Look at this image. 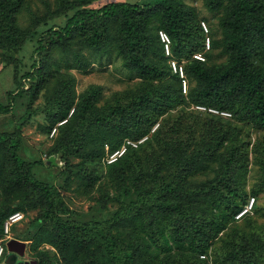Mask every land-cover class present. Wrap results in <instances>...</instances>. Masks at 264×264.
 <instances>
[{"label": "trees", "instance_id": "16d2710c", "mask_svg": "<svg viewBox=\"0 0 264 264\" xmlns=\"http://www.w3.org/2000/svg\"><path fill=\"white\" fill-rule=\"evenodd\" d=\"M40 1L0 0V49L14 64L39 37L25 76L45 104L41 132L56 129L47 161L61 164L63 191L100 193L99 218L77 215L59 187L35 178L42 161L21 156L24 114L0 130V264L10 255L4 223L16 212H36L24 241L37 264H264V205L255 203L264 196V0H205L215 28L183 0ZM105 61L119 62L132 85L111 99L98 86L77 94L69 71ZM19 79L16 68L22 87ZM12 111L0 101V115ZM249 197L252 211L237 220Z\"/></svg>", "mask_w": 264, "mask_h": 264}, {"label": "rangeland", "instance_id": "374dc122", "mask_svg": "<svg viewBox=\"0 0 264 264\" xmlns=\"http://www.w3.org/2000/svg\"><path fill=\"white\" fill-rule=\"evenodd\" d=\"M32 1H34L36 5L42 7L40 0ZM138 1L139 0H100L96 1L92 7H97L108 2L135 3ZM183 1L187 5L195 8L200 19L206 18L212 22L215 28L216 20H214L213 14L207 10L205 6V0ZM25 20L26 16L23 17L22 21ZM64 20L65 17L61 15L55 18L52 21V24L57 27L58 25L62 24ZM204 21L206 23L207 31L204 30L202 25L201 27L203 28L204 33H208L209 35L211 33L209 24L206 20ZM37 40L40 39L38 36H35L31 41L27 42L23 46L22 51L16 55L14 64H7L8 58L2 55V51L0 49V101L5 102L13 110L10 112V114L0 115V130H7L5 127H9L11 124L14 125L24 114H26V116L30 115L28 123L22 126V137L25 147L21 151V156L24 160L26 159L28 161H42L37 163L33 168L35 178L38 180L52 182L54 185L59 187L65 201L71 207V209L76 212L77 215H80L83 218H99V203L95 199H99L100 193L97 190H94L91 195H81L77 192H74V190L63 191L60 188L63 182V175L60 173V168L58 166L61 164L56 162L57 166L53 167V164L51 162L48 163L47 161V149L51 145V140L48 136L41 132L40 128V126L48 124V122L45 120V104L41 99V94L35 92L30 87L31 85H34V80H30L25 76L26 73L32 68L33 63L37 65V62L39 61L40 50L37 48V44H39L40 41ZM106 62L107 61L103 62L102 65L92 63L90 69L87 71H69L70 75H72L76 81L77 94L83 93L92 86H98L102 88L104 99H111L113 95L123 92L132 85L127 71L119 64V62H110V64H107ZM16 68L17 77L20 78L19 81L22 84V87H18L15 82ZM255 137L256 136L253 133V143L255 142ZM255 181V171H253L251 174H249L247 186L248 190H250ZM104 189L110 191L111 186H104ZM251 198L252 197H249V202ZM255 203L260 206L264 205V196H259L258 201H255ZM107 209L112 210L113 208L109 206ZM252 215L254 216V212ZM35 216L36 212H29L26 214L23 218L24 220L16 225V227H14L6 237L7 242L11 239L17 240V238L19 241L25 242L26 251L24 256L20 257V259L29 262L35 261V259L32 251L30 250V241L24 240L29 239L30 235H32V233L35 231L34 229L29 230V226ZM258 222L264 224V216H258Z\"/></svg>", "mask_w": 264, "mask_h": 264}, {"label": "built area", "instance_id": "2783aa9c", "mask_svg": "<svg viewBox=\"0 0 264 264\" xmlns=\"http://www.w3.org/2000/svg\"><path fill=\"white\" fill-rule=\"evenodd\" d=\"M202 26L204 28L205 31H207V27L206 24L202 23ZM159 37L161 42L164 45V49H165V53L167 55L170 54V39L168 38V36L166 35V33H164L163 31L159 32ZM210 48V40L209 38H206V45H205V49H209ZM194 59L199 60V61H204V57L200 54H195L193 55ZM171 67L174 73H178L179 77L183 80V92H186V81L184 80V72H183V67L181 65H178L176 61H172L171 62ZM201 110L204 108H200ZM213 113L217 114V112L212 111ZM221 115L229 117L230 114L229 113H221ZM56 132V129H53V131L51 132L50 138H52L54 136ZM127 145H131L136 147L137 145L134 142L131 141H127ZM125 151V147L122 148L121 151H118L114 154H112L108 160L107 163H112L114 162L118 157H120ZM254 206V199H251L250 202L247 204V206L244 208V210L242 212H240L239 214L236 215V219L240 220L242 216H244L245 214L249 213L252 211ZM23 214L20 212H16L11 214L7 220L4 223V234H5V239L7 240L6 237L8 236L9 232H10V228L18 223H20L23 220ZM4 253V246L2 245L1 241H0V259L2 258V255Z\"/></svg>", "mask_w": 264, "mask_h": 264}, {"label": "water", "instance_id": "95a60500", "mask_svg": "<svg viewBox=\"0 0 264 264\" xmlns=\"http://www.w3.org/2000/svg\"><path fill=\"white\" fill-rule=\"evenodd\" d=\"M49 163V161H48ZM6 247L10 255L6 259V264H37L35 261H24L18 259V257H23L26 251L25 242L19 240L11 239L6 243Z\"/></svg>", "mask_w": 264, "mask_h": 264}, {"label": "flooded vegetation", "instance_id": "af4514ba", "mask_svg": "<svg viewBox=\"0 0 264 264\" xmlns=\"http://www.w3.org/2000/svg\"><path fill=\"white\" fill-rule=\"evenodd\" d=\"M18 259H20V257H18Z\"/></svg>", "mask_w": 264, "mask_h": 264}]
</instances>
